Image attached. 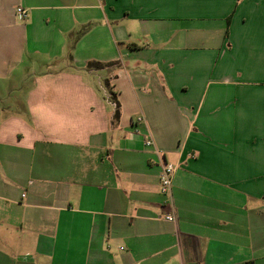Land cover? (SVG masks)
I'll list each match as a JSON object with an SVG mask.
<instances>
[{
	"label": "crops",
	"instance_id": "crops-1",
	"mask_svg": "<svg viewBox=\"0 0 264 264\" xmlns=\"http://www.w3.org/2000/svg\"><path fill=\"white\" fill-rule=\"evenodd\" d=\"M0 264H264V0H0Z\"/></svg>",
	"mask_w": 264,
	"mask_h": 264
},
{
	"label": "built area",
	"instance_id": "built-area-1",
	"mask_svg": "<svg viewBox=\"0 0 264 264\" xmlns=\"http://www.w3.org/2000/svg\"><path fill=\"white\" fill-rule=\"evenodd\" d=\"M18 15L21 16L22 19H26L28 16L27 11L19 7L17 9ZM145 122V118L143 116H139L136 119L137 124H141ZM145 143L147 146H154V141L151 138H148L145 140ZM176 172V167L172 164L165 163L162 173L160 175V189L162 194H171L172 189H173V179H174V174ZM165 220L171 223H176V217L174 214H166Z\"/></svg>",
	"mask_w": 264,
	"mask_h": 264
},
{
	"label": "rangeland",
	"instance_id": "rangeland-1",
	"mask_svg": "<svg viewBox=\"0 0 264 264\" xmlns=\"http://www.w3.org/2000/svg\"><path fill=\"white\" fill-rule=\"evenodd\" d=\"M214 64H215V62H212L211 58H208V59L206 60V62H205V67L202 69V66H201L200 69H202V70H201V73H202V74H203L206 70H208V74L206 75V78H205L204 81H206V82H214L215 80H218L219 77H217L216 74H213V73H212V70H213V68H214ZM31 79H32V78H31ZM27 82L29 83L30 81H27ZM22 90H23V89L14 92V93L12 94V98H13V97L16 98V97L18 96V94H19ZM22 95H23V93H22Z\"/></svg>",
	"mask_w": 264,
	"mask_h": 264
},
{
	"label": "trees",
	"instance_id": "trees-1",
	"mask_svg": "<svg viewBox=\"0 0 264 264\" xmlns=\"http://www.w3.org/2000/svg\"><path fill=\"white\" fill-rule=\"evenodd\" d=\"M230 25V18L228 19V26ZM106 66H108V65H104V64H101V63H90L89 65H88V68L89 69H103V68H105ZM108 88H109V85H108ZM115 104H116V117L118 118L119 116H120V114H121V107H120V104L119 103H117V102H115Z\"/></svg>",
	"mask_w": 264,
	"mask_h": 264
}]
</instances>
